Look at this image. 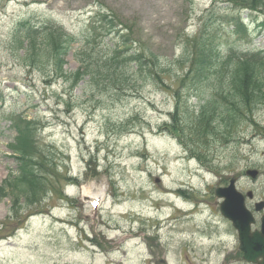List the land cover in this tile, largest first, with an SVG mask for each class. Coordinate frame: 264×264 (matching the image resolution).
Returning a JSON list of instances; mask_svg holds the SVG:
<instances>
[{
    "label": "rangeland",
    "instance_id": "1",
    "mask_svg": "<svg viewBox=\"0 0 264 264\" xmlns=\"http://www.w3.org/2000/svg\"><path fill=\"white\" fill-rule=\"evenodd\" d=\"M92 1L0 0V183L18 165L8 113L32 120L30 145L41 181L30 203L0 198V264H251L242 259L227 219L226 226L219 219L210 253L195 225L214 212L221 201L214 191L230 178L264 201V104L228 138L193 132L195 122L184 121L204 92L197 94L177 74L187 40L197 45L212 37L208 30L213 43L264 50V29L256 30L231 0H99L102 11L133 27L135 39L172 74H162L157 84L138 81L136 90L123 93L101 76L82 75L70 50L62 53L60 70L23 64L14 36L21 24L42 19L80 38L97 29L99 7ZM110 41H119L114 32L104 38ZM101 45L89 46L93 64L107 60Z\"/></svg>",
    "mask_w": 264,
    "mask_h": 264
},
{
    "label": "trees",
    "instance_id": "2",
    "mask_svg": "<svg viewBox=\"0 0 264 264\" xmlns=\"http://www.w3.org/2000/svg\"><path fill=\"white\" fill-rule=\"evenodd\" d=\"M231 1V6L247 11V17L253 18L258 28L264 27V19L260 21L258 13H264V0ZM92 2L99 7L96 18L101 28L95 30L92 27L87 35L80 38L69 35L58 24L48 25L46 20L40 25L21 24L14 36L16 51L22 50L20 59L23 64L46 72L52 65L59 67V60L64 56L62 53L70 50L82 75H88V79L101 76L104 81L112 82L116 91L123 93L129 88L136 90L134 86L138 81L139 85L146 82L157 84L162 81V74H172L171 68L164 65L156 53L135 39L133 27L126 26L115 16H108L102 11L101 1ZM239 30L236 23L234 31ZM112 32L119 41L104 43V37ZM213 40L212 37L199 38V43L193 46L188 40L184 42L181 54L183 73L177 74V77L183 82L190 81L197 94L199 90L204 92L198 94L197 109L191 112L192 118L184 121V125L190 127L195 122L193 132L210 130L228 138L233 126L248 121L253 110L264 104V54L237 51L229 43L222 45L213 43ZM98 41L107 54L103 64H93L97 60L92 61V53L88 51L89 46ZM74 43L78 46L74 47ZM79 69L70 73L72 80L79 77ZM9 120L16 132L11 149L18 165L16 172H9L2 180L0 198L10 197L15 203L20 200L30 203V199L36 198L41 184L38 175L40 165L36 162L38 155H33L34 148L30 145V138L34 135L32 120L19 116L15 119L9 117Z\"/></svg>",
    "mask_w": 264,
    "mask_h": 264
},
{
    "label": "water",
    "instance_id": "3",
    "mask_svg": "<svg viewBox=\"0 0 264 264\" xmlns=\"http://www.w3.org/2000/svg\"><path fill=\"white\" fill-rule=\"evenodd\" d=\"M246 174L255 178L256 170H247ZM235 179L231 178L229 184L223 188H217L216 194L224 197L220 205L221 214L232 222L237 230L239 250L242 258L251 263L264 264V215L260 219V230L251 231V224L254 223L252 213L246 208L244 196L235 189ZM251 196V192L247 193ZM264 202L255 204V211L263 208Z\"/></svg>",
    "mask_w": 264,
    "mask_h": 264
},
{
    "label": "flooded vegetation",
    "instance_id": "4",
    "mask_svg": "<svg viewBox=\"0 0 264 264\" xmlns=\"http://www.w3.org/2000/svg\"><path fill=\"white\" fill-rule=\"evenodd\" d=\"M255 200H252L250 202H254ZM218 202L214 203V212H208L206 213V217H204L203 219L206 222H203V226H196V232H200V234H198V237L202 240H206L208 243H210V245L207 247V252L210 253V251H212V249L217 248V243H213L212 242V237L213 234L214 236L216 235L217 232V224H218ZM192 219V218H190ZM223 222L226 224V220L223 219ZM225 259H226V255H225ZM226 263V261H224V264ZM167 264V263H165Z\"/></svg>",
    "mask_w": 264,
    "mask_h": 264
}]
</instances>
